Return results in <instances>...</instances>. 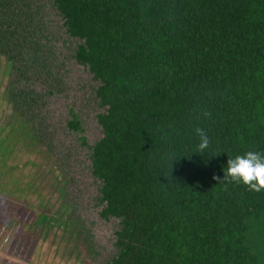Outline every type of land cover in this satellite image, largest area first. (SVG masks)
<instances>
[{"label": "trees", "instance_id": "1", "mask_svg": "<svg viewBox=\"0 0 264 264\" xmlns=\"http://www.w3.org/2000/svg\"><path fill=\"white\" fill-rule=\"evenodd\" d=\"M20 2L0 0L2 74L15 81L33 46L28 0ZM51 4L81 40L74 58L98 81L104 107L90 166L100 215L119 221L104 264H264V190L224 175L227 159L264 154V0ZM13 84L0 124V208L32 185L10 162L43 148L35 99ZM67 126L80 131L73 114ZM198 127L210 140L204 152Z\"/></svg>", "mask_w": 264, "mask_h": 264}, {"label": "rangeland", "instance_id": "2", "mask_svg": "<svg viewBox=\"0 0 264 264\" xmlns=\"http://www.w3.org/2000/svg\"><path fill=\"white\" fill-rule=\"evenodd\" d=\"M27 3L33 46L16 81L2 74L0 58V124L10 112L4 92L13 80V89L35 99L30 114L43 148L10 162L32 185L1 204L0 264H104L116 253L119 221L100 215V180L91 173L90 147L101 137L96 114L104 111L95 96L98 81L76 62L81 40L66 33L51 0ZM71 114L80 131L67 126ZM38 213L45 219L34 224Z\"/></svg>", "mask_w": 264, "mask_h": 264}, {"label": "clouds", "instance_id": "3", "mask_svg": "<svg viewBox=\"0 0 264 264\" xmlns=\"http://www.w3.org/2000/svg\"><path fill=\"white\" fill-rule=\"evenodd\" d=\"M194 131L199 140L197 151L204 152L209 147V137L202 128ZM224 175L231 182L243 183L250 191L264 190V154L249 150L227 159Z\"/></svg>", "mask_w": 264, "mask_h": 264}]
</instances>
